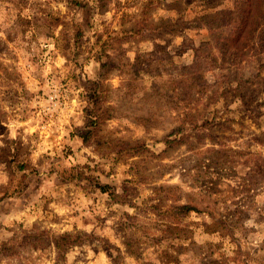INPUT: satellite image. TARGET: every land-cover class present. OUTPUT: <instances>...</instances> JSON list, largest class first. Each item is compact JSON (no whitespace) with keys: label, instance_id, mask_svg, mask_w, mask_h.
I'll return each mask as SVG.
<instances>
[{"label":"rangeland","instance_id":"obj_1","mask_svg":"<svg viewBox=\"0 0 264 264\" xmlns=\"http://www.w3.org/2000/svg\"><path fill=\"white\" fill-rule=\"evenodd\" d=\"M0 264H264V0H0Z\"/></svg>","mask_w":264,"mask_h":264},{"label":"trees","instance_id":"obj_2","mask_svg":"<svg viewBox=\"0 0 264 264\" xmlns=\"http://www.w3.org/2000/svg\"><path fill=\"white\" fill-rule=\"evenodd\" d=\"M181 208H189V209H194L192 206H187V205H184V206H182ZM67 238L66 237H62L60 240H56V246L57 247H60L61 246V243L63 242V241H65Z\"/></svg>","mask_w":264,"mask_h":264}]
</instances>
